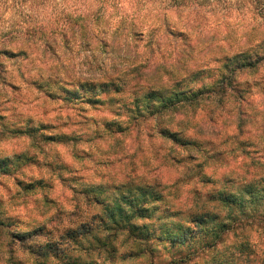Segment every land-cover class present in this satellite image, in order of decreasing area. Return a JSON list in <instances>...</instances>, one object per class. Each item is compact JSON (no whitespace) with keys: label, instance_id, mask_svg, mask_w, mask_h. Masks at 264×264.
<instances>
[{"label":"rangeland","instance_id":"374dc122","mask_svg":"<svg viewBox=\"0 0 264 264\" xmlns=\"http://www.w3.org/2000/svg\"><path fill=\"white\" fill-rule=\"evenodd\" d=\"M0 264H264V0H0Z\"/></svg>","mask_w":264,"mask_h":264},{"label":"trees","instance_id":"16d2710c","mask_svg":"<svg viewBox=\"0 0 264 264\" xmlns=\"http://www.w3.org/2000/svg\"><path fill=\"white\" fill-rule=\"evenodd\" d=\"M259 59H260V57H257L256 60H253L248 54L247 55L242 54L241 56L236 57L234 59L235 62L233 64H235L234 67H236V68L231 69L230 72H233L238 68L242 69V68H246V67H255L257 65V63L259 62ZM230 66L231 65H227L228 68ZM231 79H232L231 75L223 74L222 77L218 80V82H216L214 87H212L210 89H203L202 88L201 90H198V91H182V90H176V89L164 91L161 89H153V90H151L150 94L147 97V99L149 100L148 101L149 105L147 106L146 110H148L151 107V105H153V109H151V112L152 113H161L165 110L177 109L180 106H182L184 103L195 104L196 102L201 101L203 99V96L207 97V96L214 94L213 92H216L217 90L220 91V89L223 87V84L225 82L231 84ZM216 87L218 89H216ZM165 132H168V131H165ZM169 134H170V136H173L172 133H169ZM235 198L236 197H223V201L227 205H229V204H233L235 202ZM124 202L128 203V200H126ZM138 210H139V208L135 209L133 211V213L134 212L139 213ZM127 214L128 213L125 212V208L123 206H121V204H118L117 209L115 211H112L111 218L113 220H115L116 223H120L121 221H119L118 218H126V220H128V218L130 216ZM195 220L197 223L202 224L203 222H206L207 219L203 215H201V216H198ZM217 227L220 228L221 225L218 224ZM179 229L182 230V233L180 235H178L176 233L175 235H172L170 237L174 243L175 242H182L183 243V242H186V240L188 239L189 228L186 229L184 227H179ZM75 232L76 231L73 230L70 232V234H72V236L74 237ZM218 236H219V234H218Z\"/></svg>","mask_w":264,"mask_h":264}]
</instances>
